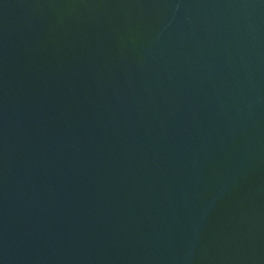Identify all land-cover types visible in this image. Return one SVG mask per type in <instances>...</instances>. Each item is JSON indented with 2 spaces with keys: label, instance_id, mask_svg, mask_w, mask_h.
<instances>
[{
  "label": "water",
  "instance_id": "95a60500",
  "mask_svg": "<svg viewBox=\"0 0 264 264\" xmlns=\"http://www.w3.org/2000/svg\"><path fill=\"white\" fill-rule=\"evenodd\" d=\"M0 264H264V0H0Z\"/></svg>",
  "mask_w": 264,
  "mask_h": 264
}]
</instances>
